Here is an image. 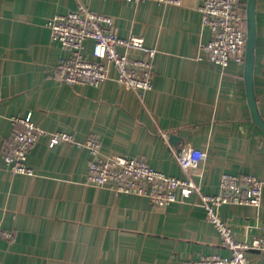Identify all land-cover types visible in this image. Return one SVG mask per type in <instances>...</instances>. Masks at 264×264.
Returning <instances> with one entry per match:
<instances>
[{
  "label": "crops",
  "instance_id": "0c3cea01",
  "mask_svg": "<svg viewBox=\"0 0 264 264\" xmlns=\"http://www.w3.org/2000/svg\"><path fill=\"white\" fill-rule=\"evenodd\" d=\"M203 1L0 0V149L23 128L13 119L29 116L40 129L81 143L97 138L101 155L144 158L166 175L190 177L203 193H216L223 173L264 178V131L252 121L244 63L221 69L207 59ZM80 4L112 17L119 37H142L156 50L151 91L140 97L113 79L93 87L53 77L70 53L51 40L46 23ZM246 7L241 0L245 27ZM255 27L253 88L264 120V0H255ZM188 149L205 154L197 168L183 169L175 159ZM90 159L87 147H49L47 137L27 157L33 176L12 174L0 159V231L12 235L0 237V264H181L228 255L197 193L181 189L175 202L158 206L90 187L84 184ZM219 215L238 241L250 240L264 221V191L259 207L226 204ZM247 258L264 264L259 251Z\"/></svg>",
  "mask_w": 264,
  "mask_h": 264
},
{
  "label": "built area",
  "instance_id": "2783aa9c",
  "mask_svg": "<svg viewBox=\"0 0 264 264\" xmlns=\"http://www.w3.org/2000/svg\"><path fill=\"white\" fill-rule=\"evenodd\" d=\"M126 1L181 5V0ZM240 3L241 0H204L199 6L202 26L211 35L202 49L209 62L221 69L232 63H244L246 27L244 15L239 8ZM46 25L51 40L70 53L55 66L53 77L58 82L100 87L107 80L113 79L140 97L152 90L156 50L146 47L142 37H119L113 30L112 17L96 13L80 4L65 14L51 17ZM122 49L140 50L144 56L133 58ZM110 69L114 71V77L110 76ZM1 101L0 92V104ZM13 123H20L23 128L14 131L0 149V159L12 174L34 175V171L27 165V157L33 145L41 137H47L49 147L61 142H71L89 149L93 159L87 165L84 180L87 186L105 188L119 194H136L158 206L175 202L178 190H192L197 193L206 220L215 228L228 255L186 258L181 264H250L248 251L256 250L264 254V221L259 225V235L252 236L250 240L238 241L232 228L219 215L220 207L226 204L259 207L264 191V178L223 173L219 178L218 191L207 194L201 191L200 185L192 178L166 175L152 168L144 158L101 155L100 142L95 137H89L81 143L74 140L69 133L40 129L29 116L13 119ZM204 158V153L188 149L175 159L181 168L189 170L197 168ZM0 237L11 239L12 235L0 231Z\"/></svg>",
  "mask_w": 264,
  "mask_h": 264
},
{
  "label": "water",
  "instance_id": "95a60500",
  "mask_svg": "<svg viewBox=\"0 0 264 264\" xmlns=\"http://www.w3.org/2000/svg\"><path fill=\"white\" fill-rule=\"evenodd\" d=\"M256 45V27H255V0H247L246 7V41L244 51V83L249 109L252 121L264 131V120L259 114L254 88L253 71ZM171 142L174 143L172 138Z\"/></svg>",
  "mask_w": 264,
  "mask_h": 264
}]
</instances>
